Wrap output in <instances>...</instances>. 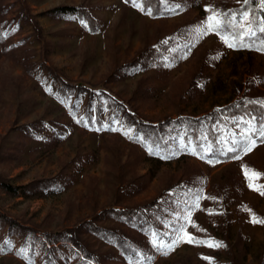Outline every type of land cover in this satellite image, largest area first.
<instances>
[{
  "label": "rangeland",
  "instance_id": "374dc122",
  "mask_svg": "<svg viewBox=\"0 0 264 264\" xmlns=\"http://www.w3.org/2000/svg\"><path fill=\"white\" fill-rule=\"evenodd\" d=\"M162 1L171 15L152 18L125 0H0V179L17 188L0 184V264H95L71 232L101 264H260L264 142L212 165L113 119L112 100L156 126L264 95V53L198 34L219 0ZM63 6L82 14H47Z\"/></svg>",
  "mask_w": 264,
  "mask_h": 264
},
{
  "label": "trees",
  "instance_id": "16d2710c",
  "mask_svg": "<svg viewBox=\"0 0 264 264\" xmlns=\"http://www.w3.org/2000/svg\"><path fill=\"white\" fill-rule=\"evenodd\" d=\"M125 1L134 5L132 0ZM136 5H140L143 12L152 18L171 15L167 4L162 0H136ZM246 8L252 13L255 8H258V5H253L251 3L245 5L243 0H219L218 3L213 4V6L210 7L208 17L214 15V13H227V18L230 19L233 13H239ZM47 14L72 16L75 14L81 15L82 13L81 9L76 7L63 6L52 9L48 11ZM255 15L259 16L261 14L256 12ZM212 32L224 39L228 44H234V49L259 54L264 53V50H260L262 40H264V37H262L260 33H257V36L253 40H248L246 37L244 41L246 46H241L239 41H234L232 39L230 32ZM148 56L154 57L151 53ZM138 64L136 63L134 65L136 66ZM72 89L77 93H87L90 97V102L92 101L94 96L93 92L87 91L86 89L82 90L81 88ZM109 105L110 108H113V119L118 116L123 118V122L127 123V125L130 123L129 127L133 130L132 135L136 142L142 143L143 147L148 150L150 149L153 151L154 149H157L159 154L165 157L173 156V148L170 146L175 145L179 146L176 149L178 152L190 154L203 162L216 165L227 163L245 153L244 147L248 142L243 137V134L245 133L255 140V145H260L264 142L259 137V130L264 127V95L241 98L225 107L215 109L211 113L200 118L180 117L177 120H170L156 126L145 125L138 120L135 115L128 113L124 106L117 101H109ZM252 129H255L256 131H252ZM237 145L238 147H236ZM230 148H234V150L228 151ZM0 184H2L9 193L14 194L17 192V188L6 184L1 179ZM148 220L149 219L144 222V225L139 226V229L143 231L145 230L146 233L148 232L151 234L155 228L153 222ZM136 221L138 223L140 222L139 219ZM161 237L162 236L160 235V238ZM58 238L55 239L56 241L54 240L55 243L61 242V240L58 241ZM54 242L51 241L49 244L51 246L52 244L55 245ZM70 242L78 250L84 253L87 260L92 261L95 264H101L97 257H94L83 250V247L74 232L70 233ZM46 249L51 250V248L49 249L48 247H46ZM126 255L130 256V258H134L135 256L133 252H131V249L128 248L126 249ZM51 258H47V262L49 264H56V259ZM260 264H264V254Z\"/></svg>",
  "mask_w": 264,
  "mask_h": 264
},
{
  "label": "snow or ice",
  "instance_id": "6c2138e0",
  "mask_svg": "<svg viewBox=\"0 0 264 264\" xmlns=\"http://www.w3.org/2000/svg\"><path fill=\"white\" fill-rule=\"evenodd\" d=\"M132 2L134 6H138L136 5V0H132ZM243 2L245 5H248L249 3L253 5H258V8H255L252 13H250L247 10V8L243 11H240L239 13H233L230 19L227 18L228 17L227 13H214V15L208 17L207 21L199 30L198 34H205L207 32H212V31L230 32L232 39L234 41H239L241 43V46H246L244 43L246 37L248 40H253L257 36V33H260L261 36L264 37V0H243ZM256 12H259L261 15L259 16L255 15ZM233 46L234 44L232 43L229 44V47H233ZM260 50H264V40H262ZM252 131H256V130L252 129ZM243 137L248 141L244 147V151L245 152L250 151L251 148L255 145V140L249 137L246 133L243 134ZM259 137L261 138L262 141H264V127H262L259 130ZM236 147H238V145ZM233 150L234 148L228 149V151H233ZM245 175L246 178H250L247 170H245ZM254 175L257 178L259 177L258 173H254ZM253 222L264 223V220H256L255 218H253ZM187 223L188 220L186 218L185 225H181L180 229L178 230L180 235L173 242L174 244L183 240L184 235H186L185 227ZM187 242H193V238L189 237ZM201 243H207V242L201 241ZM209 246L219 247L220 245L209 243Z\"/></svg>",
  "mask_w": 264,
  "mask_h": 264
}]
</instances>
